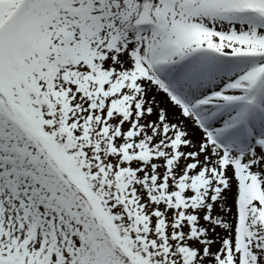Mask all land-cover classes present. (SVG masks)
Wrapping results in <instances>:
<instances>
[{
	"label": "snow or ice",
	"instance_id": "snow-or-ice-1",
	"mask_svg": "<svg viewBox=\"0 0 264 264\" xmlns=\"http://www.w3.org/2000/svg\"><path fill=\"white\" fill-rule=\"evenodd\" d=\"M0 264H264V0H0Z\"/></svg>",
	"mask_w": 264,
	"mask_h": 264
}]
</instances>
